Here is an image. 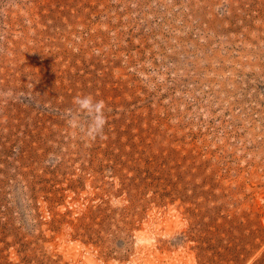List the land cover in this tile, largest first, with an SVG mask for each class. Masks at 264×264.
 <instances>
[{"label":"rangeland","instance_id":"obj_1","mask_svg":"<svg viewBox=\"0 0 264 264\" xmlns=\"http://www.w3.org/2000/svg\"><path fill=\"white\" fill-rule=\"evenodd\" d=\"M0 264H264V0H0Z\"/></svg>","mask_w":264,"mask_h":264},{"label":"clouds","instance_id":"obj_2","mask_svg":"<svg viewBox=\"0 0 264 264\" xmlns=\"http://www.w3.org/2000/svg\"><path fill=\"white\" fill-rule=\"evenodd\" d=\"M73 103L77 106L78 113H84L88 117L87 134L93 139L96 136H101L107 123L104 115L105 102L96 100L91 95H85L75 97ZM68 111L71 113L70 109ZM68 123L72 127L79 126L77 117H73Z\"/></svg>","mask_w":264,"mask_h":264}]
</instances>
